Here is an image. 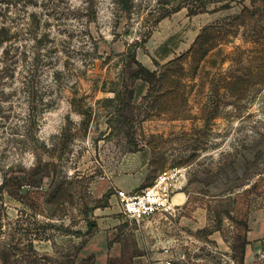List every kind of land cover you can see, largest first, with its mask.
Here are the masks:
<instances>
[{
  "label": "rangeland",
  "instance_id": "rangeland-1",
  "mask_svg": "<svg viewBox=\"0 0 264 264\" xmlns=\"http://www.w3.org/2000/svg\"><path fill=\"white\" fill-rule=\"evenodd\" d=\"M227 1L0 0V191L17 242L38 219L54 264H264V0ZM166 169L187 196L176 214L126 217L117 191Z\"/></svg>",
  "mask_w": 264,
  "mask_h": 264
},
{
  "label": "trees",
  "instance_id": "trees-1",
  "mask_svg": "<svg viewBox=\"0 0 264 264\" xmlns=\"http://www.w3.org/2000/svg\"><path fill=\"white\" fill-rule=\"evenodd\" d=\"M217 1V0H216ZM219 1V0H218ZM232 0H228L227 3L224 5L225 7L230 6ZM165 7L166 4H168L169 0H162ZM126 4V3H124ZM183 8V5L181 3H178L175 5L172 9L168 10V12H177ZM207 5L204 2L199 3L195 7H192L189 9V14H197L201 12L202 10L206 9ZM168 14V13H167ZM166 16V15H164ZM3 29V28H2ZM134 62L137 64L136 69H131L132 76L134 78L142 79L146 82H148L151 85H154L157 81V74L155 71L150 70L145 65H143L141 62H139L136 59L135 55V49H129L128 52ZM2 187H0L1 189ZM23 214H26L25 211L21 212V218L23 217ZM36 216V215H35ZM8 218V214L5 209L4 201H3V193L0 191V263L1 264H54V263H60L59 260L54 259L52 256H50L48 253H42L37 250L35 246L36 241H44L46 240L45 235V227L47 224L41 223L40 220L35 219L36 224L38 223L39 226L43 230H38L37 233H32L31 228L28 227L29 225H26L23 229V233H21V237H18L20 241L17 242V227H12L11 223H9V228L6 230L4 219ZM30 221V220H29ZM17 223V220L14 222ZM30 223V222H29ZM33 223V222H32ZM37 224V225H38ZM94 226H96V223H89V227L92 229ZM210 233H213L215 231H220V225L211 227L209 229ZM2 237H4L2 239ZM11 237V239L9 238ZM247 245V241H245L244 245H242V253L244 254L245 248ZM90 258L83 259V261L80 264H88ZM61 264H78L74 259L69 258L66 262H62Z\"/></svg>",
  "mask_w": 264,
  "mask_h": 264
},
{
  "label": "built area",
  "instance_id": "built-area-1",
  "mask_svg": "<svg viewBox=\"0 0 264 264\" xmlns=\"http://www.w3.org/2000/svg\"><path fill=\"white\" fill-rule=\"evenodd\" d=\"M180 177L179 169H166L161 171L150 185L136 192L119 189L117 197L122 213L135 221L155 215H175L177 205L173 202V196ZM166 263L171 262L167 260Z\"/></svg>",
  "mask_w": 264,
  "mask_h": 264
},
{
  "label": "crops",
  "instance_id": "crops-1",
  "mask_svg": "<svg viewBox=\"0 0 264 264\" xmlns=\"http://www.w3.org/2000/svg\"><path fill=\"white\" fill-rule=\"evenodd\" d=\"M187 200V196L181 192V191H177L175 192L174 196H173V202L179 206V204L184 203Z\"/></svg>",
  "mask_w": 264,
  "mask_h": 264
}]
</instances>
